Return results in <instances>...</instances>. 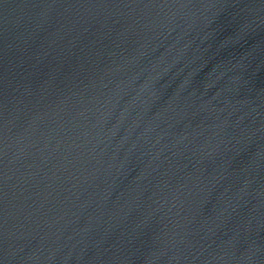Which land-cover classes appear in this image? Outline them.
<instances>
[{"label":"water","instance_id":"1","mask_svg":"<svg viewBox=\"0 0 264 264\" xmlns=\"http://www.w3.org/2000/svg\"><path fill=\"white\" fill-rule=\"evenodd\" d=\"M0 264H264V0H0Z\"/></svg>","mask_w":264,"mask_h":264}]
</instances>
